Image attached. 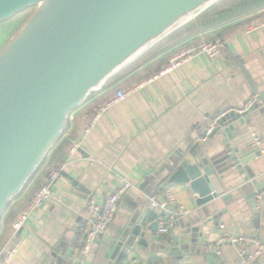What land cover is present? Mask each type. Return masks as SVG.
Returning a JSON list of instances; mask_svg holds the SVG:
<instances>
[{"label":"crops","instance_id":"0c3cea01","mask_svg":"<svg viewBox=\"0 0 264 264\" xmlns=\"http://www.w3.org/2000/svg\"><path fill=\"white\" fill-rule=\"evenodd\" d=\"M213 6L156 43L70 114L61 137L1 218L0 254L18 214L48 173L59 171L53 196L19 230L22 243L8 264H241L240 247L217 244L224 231L253 235L264 244V192L254 197L257 209L252 208L248 198L252 188L241 183L243 176L237 172L228 190L236 191L235 196L219 197L209 212L197 204L198 195L188 185L173 184L174 208L187 213L179 216L170 233H157L161 215L155 219V230H150L153 219L147 214L142 235L127 256L114 248L123 228L143 210L152 209L151 198H164L172 184L169 163L193 151L209 159L228 155L224 135L209 137L206 130L213 119L235 112L254 96L259 102L235 136L249 148V127L259 135L262 155L249 165L256 174L264 172V26L245 31L250 18L264 13V0L248 6L227 4L225 10H210ZM218 38L223 51L216 60L200 55L148 80L182 49ZM119 89L129 91L127 98L112 104L86 132L97 104ZM74 141L81 148L71 156L68 149ZM124 177L133 185L120 199L114 221L92 250L83 252L88 199L103 203ZM142 237L145 243L139 242ZM249 264H264V253Z\"/></svg>","mask_w":264,"mask_h":264},{"label":"water","instance_id":"95a60500","mask_svg":"<svg viewBox=\"0 0 264 264\" xmlns=\"http://www.w3.org/2000/svg\"><path fill=\"white\" fill-rule=\"evenodd\" d=\"M219 1L0 0V26L28 13L0 51V222L61 137L70 114L156 43ZM255 108L225 114L209 135H224L228 155L209 159L193 151L167 166L168 182L188 185L204 212L219 197L235 196L228 190L237 172L241 183L252 188L248 198L257 209L254 197L264 192V172L256 174L249 164L262 154L253 140L245 148L235 136ZM140 213L114 244L123 257L142 235L146 215L153 219L150 230L165 215L157 208Z\"/></svg>","mask_w":264,"mask_h":264},{"label":"built area","instance_id":"2783aa9c","mask_svg":"<svg viewBox=\"0 0 264 264\" xmlns=\"http://www.w3.org/2000/svg\"><path fill=\"white\" fill-rule=\"evenodd\" d=\"M261 26H264V21L257 22L249 26L247 25L245 27V31L249 32L251 30L258 29ZM222 51L223 42L220 38L212 41H204L198 46L186 47L179 53H177L174 57H172L169 64L165 68H163L159 73L154 74V76H152L148 80L153 81L162 74L172 72L185 62L200 55H205L210 57L212 60H216L222 55ZM128 94L129 91L119 89L112 97L106 98L99 102L91 114V122L90 125L86 128V132H90L92 126L100 120L103 113L112 104L125 100ZM258 102V96H254L250 98L243 107L235 110V112L244 113L252 106L256 105ZM225 114L227 113H223L210 122L206 130V136H209L214 131V129L218 125L219 119ZM249 128L254 145L261 148V146L263 145L262 139L251 128V126ZM80 148L81 143L74 141L69 146L68 151L70 155L73 156L79 152ZM59 175L60 174L57 169H52L48 173L45 182L35 192L26 208L23 209L14 220L12 234L0 254V264H8L16 256L22 243L18 237L19 230L27 222L31 213L53 196V189L57 181L59 180ZM132 185L133 184L131 180L124 177L122 184L112 192L108 193L103 203L97 202L94 198L88 199L86 203V227L84 230L85 238L82 248L83 252H90L95 243L99 241L102 238V235L108 230L118 212L120 199L127 192V190L132 187ZM173 189L174 185H169L164 190L163 199L158 200L153 197L150 201V206L152 209L157 208L165 212V215H161L158 221L157 233L161 236L169 234L172 228L175 226L179 216L187 213L183 209H180L178 211L174 208L176 198L173 193ZM257 200L258 206H261L263 200L262 196L259 195ZM217 244L219 246L229 244L235 247H240V256L242 258L241 264H249L264 253L263 242L258 237L248 234H233L224 231L219 236ZM250 248H252V250H250ZM220 252L221 251L219 250L218 253Z\"/></svg>","mask_w":264,"mask_h":264},{"label":"rangeland","instance_id":"374dc122","mask_svg":"<svg viewBox=\"0 0 264 264\" xmlns=\"http://www.w3.org/2000/svg\"><path fill=\"white\" fill-rule=\"evenodd\" d=\"M254 1L255 0H221L218 3H216L214 6H216L220 10H223V9L225 10V6L227 4H229L230 7H234L235 5H237V3L240 2L241 5L248 6V4L250 5V3H253ZM252 6H254V5L252 4ZM249 7H251V6H249ZM27 16H28V13H26L22 17H19L18 19H16L15 21H13L11 23H7L6 25L4 24V25L0 26V51L3 48V46L6 44L8 39L11 37V35L16 31L18 26L25 20V18H27ZM249 21L250 22H248L246 24V26L255 24L257 22L264 21V13L260 14L257 17L250 18Z\"/></svg>","mask_w":264,"mask_h":264},{"label":"trees","instance_id":"16d2710c","mask_svg":"<svg viewBox=\"0 0 264 264\" xmlns=\"http://www.w3.org/2000/svg\"><path fill=\"white\" fill-rule=\"evenodd\" d=\"M217 9H219V8H217L216 6H213L210 10H215L216 11Z\"/></svg>","mask_w":264,"mask_h":264}]
</instances>
